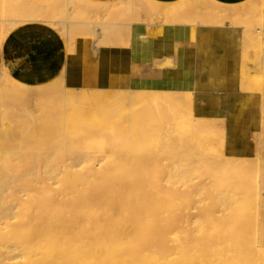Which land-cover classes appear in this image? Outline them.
Segmentation results:
<instances>
[{"label": "bare ground", "instance_id": "obj_1", "mask_svg": "<svg viewBox=\"0 0 264 264\" xmlns=\"http://www.w3.org/2000/svg\"><path fill=\"white\" fill-rule=\"evenodd\" d=\"M6 1L10 2L9 5L14 2L13 0ZM132 1L134 0H130L129 10H134ZM143 1L145 5L140 12L142 17L149 18V22L146 24H153L152 20L158 18L162 19V24L169 23L178 15H181L182 21L194 24L193 16L190 19L184 8L174 5L170 8L167 6L168 9L163 10L158 7L157 3ZM26 2L32 3L33 1L26 0ZM26 2L23 4L29 5ZM258 2L260 4V0ZM31 3L25 7L29 9ZM23 4L14 2L9 9L15 10L14 6L23 8L20 7ZM106 4L103 5L106 6ZM116 4L124 5L122 0H116ZM245 4L247 3L239 6ZM90 5L88 4L89 7H91ZM33 6L34 8L30 10L25 8L27 15L22 14L20 16L22 19H15L12 22L43 20L55 26L57 31L63 27L66 28V26L68 29V26L75 28L85 25L91 32L90 38L94 41V45L91 43L94 51L104 39L105 33H108L107 27L105 29L102 27V25L105 26V20L77 21L78 19L68 18L67 13L64 20L59 18L64 17L66 9L62 13L63 16L61 14L57 17L59 20L56 18L54 20L40 19L35 13L39 4L35 3ZM19 8L18 11L21 12L22 10ZM113 8L111 6V9ZM118 8L119 10L123 9L122 6ZM25 9L23 8L24 12H26ZM32 9H34V13L29 14L28 11H32ZM240 10L236 6L231 9L228 15L224 13L225 11L213 10L214 12L210 13L211 10H207L209 12L207 15L218 19L231 18L236 14L239 15ZM253 10L257 12L258 19L256 21L264 31V7L257 6ZM246 11L248 12V10ZM243 12L245 11L243 10ZM250 13L251 11H249V15L253 16ZM2 19H0V29L3 22L8 21ZM134 19L132 17L126 22L118 23H121V28H125L132 22L139 21V17L137 20ZM106 25L108 26L107 23ZM253 27L255 26L253 25ZM63 31L61 30V32ZM67 33L66 36L69 34ZM61 34L65 35V32ZM103 46L105 45L103 44ZM253 59L256 62L253 65L263 67L264 59L259 54L254 52ZM258 59H260V63L257 61ZM260 74L262 82L259 83V90H262L264 70L260 71ZM60 85L62 94L58 88L59 92L56 93L61 94V98H57L61 100L58 105L55 103L56 107L52 106L54 108H52V112L54 111L53 117L55 116L58 125L63 129L70 123L78 122L96 126L126 106L138 107L148 115L156 114L158 116V110H154V105H157V108H159L158 105H161V108L164 109L168 106L175 107L177 112L180 108L181 113L187 114L190 122H197L195 127L191 123V130L194 132L206 129L207 132L209 131V135L213 134L212 131L215 132L213 137H216L219 133L216 130L222 129V121L220 122L218 119H195L191 115V93H158L146 90L147 92L133 91L122 96L119 94L106 95L95 91L72 89L69 91ZM37 88H40V85ZM35 89L29 91L30 86L13 82L0 70V93L8 92L19 100H24L23 98L26 96L40 99L45 92ZM76 93L78 94L76 95ZM54 96L56 95L54 94ZM77 98L79 100H76ZM42 104L45 105V103ZM97 107L102 110L88 113L87 116L82 111L83 108ZM164 111L166 113V110ZM171 111L167 112L170 113L169 115L166 113L169 116L168 121L176 113L174 110ZM27 112L29 113V111ZM120 113L119 118L109 121L107 129L101 133L77 135L66 133L60 128L57 134L59 137L56 140L53 138V141H49L47 138L48 141H45L42 138L44 142L37 141L33 144H29L30 141H27L30 146L22 147V139H20L18 144L20 150L5 149L0 153V264H264V161L256 162L255 172L257 171V173L252 174L255 176L254 178L251 177V173L248 174L253 163L248 159L219 160L217 155L224 156L222 151L216 155L212 154L211 150L209 153L206 149V155H197V159L191 161L189 158L187 160L188 153L186 154L184 151L181 153L179 150L176 153H179L180 159L178 156L177 158L173 157L174 155L172 156L171 153H169L171 156L167 154L168 158L172 157V161L180 160L178 162L182 160L184 162L185 159L187 163L191 161V165L196 166L188 165L189 168H184L183 165L178 174H172L174 170L171 168V164L166 162V159L164 160L166 156L163 153H166L164 152L166 149L162 147V154L155 152L157 155L155 157L147 158L145 156L142 158V167L132 171L127 166L132 164V160L129 161V156L134 151V145L137 142L134 141L135 136L127 135L124 129L126 127L124 126L126 112ZM163 115L162 113L161 116ZM165 115L164 120L167 123L165 117L168 116ZM218 122L221 124H219V129ZM213 123L214 127H210L209 124ZM216 123L217 129L215 130ZM45 125L44 127L48 128V131L51 130ZM51 126L53 128L54 125ZM167 126L168 129H175L172 125ZM37 128L39 129V127ZM51 132L55 133V129L49 133ZM162 132L164 131L162 130ZM168 133H166L167 136L162 135L163 138H167ZM203 133L204 131H202ZM161 134L163 133H157L160 137ZM220 136L219 138L222 140V134ZM117 138L119 139L116 141ZM166 138L167 142L170 138ZM187 138L189 137L187 136ZM214 139L216 141V138ZM170 140L168 143L172 142L176 145V141L172 139L170 142ZM118 141L120 147H118L119 143H116ZM113 142L117 144L115 148L122 149L120 153L114 152ZM162 142L160 141V145L165 146L166 144ZM195 142L198 141L195 140ZM156 146L152 148L157 150ZM168 146L171 145L168 144ZM127 147L129 152L125 154ZM259 147L262 149V145ZM176 148L173 150L176 151ZM219 148L221 149L222 146ZM203 153L205 154V152ZM261 154L263 153L261 152ZM174 163L173 161L172 165ZM111 165L113 168H110ZM148 165L156 167L154 172L147 169ZM177 166L180 167V165ZM250 177L254 178L255 182H259L261 178L263 186L258 185L254 193L245 191L242 196H239V184L235 183L244 180L251 181ZM252 181L254 180L252 179ZM149 186H151L150 190L144 191Z\"/></svg>", "mask_w": 264, "mask_h": 264}, {"label": "crops", "instance_id": "obj_2", "mask_svg": "<svg viewBox=\"0 0 264 264\" xmlns=\"http://www.w3.org/2000/svg\"><path fill=\"white\" fill-rule=\"evenodd\" d=\"M30 1L40 5L48 0ZM148 1L161 5L164 10L167 6H179L182 0ZM246 1L194 0V24L179 21V16L175 17V21L161 25L135 21L128 27H118L116 31H112L101 41L103 43L100 42L96 51L93 50L94 41L90 38L91 32L87 26L73 28L66 39L47 21L8 24L9 21L6 23L8 29L0 36V70L12 81L27 87L58 82L66 89L122 96L133 91L187 92L191 93V99L206 102L208 110L205 117L218 119L220 122V118L225 117L232 106V99H224L223 104L216 109V97L223 93L216 88V81L220 76H229L231 92L243 98L238 102L240 109L245 112H240V118L244 123H251L250 116L255 112L258 102L252 95L254 80L242 75L243 68H254L253 64L245 63L242 55L247 51L244 44L249 27L243 25L247 15L236 14L222 19L207 15V10H211L210 13L213 10L225 11L228 15L232 8ZM5 4V0H0L2 20L7 19L5 16L10 11ZM111 6H117L116 0H80L72 18L79 17L80 21L86 22L83 19L86 14L83 13L97 11L111 15L107 22H120L114 18L116 10L115 7L111 9ZM250 55L252 56V52ZM125 109L128 110L129 106L122 110ZM101 110L100 107L82 109L85 116ZM122 110L96 126L81 122L76 124L85 130L97 131ZM145 156L150 157L145 151H133L129 156L132 164L127 168L132 171L141 168L142 158ZM151 167L152 165H148L147 169Z\"/></svg>", "mask_w": 264, "mask_h": 264}, {"label": "rangeland", "instance_id": "obj_3", "mask_svg": "<svg viewBox=\"0 0 264 264\" xmlns=\"http://www.w3.org/2000/svg\"><path fill=\"white\" fill-rule=\"evenodd\" d=\"M9 1H11V0H9ZM13 1L14 2H17L18 4H23V2H26V0L25 1L24 0H21L22 3H21L20 0H18V1L17 0H13ZM79 1L80 0H69V1L68 0H50V1L48 0L47 2L41 3L38 6V10H36L35 13L37 14V16H39L40 19H43V18L44 19H49L50 18V19H53V20H54V18H56V20H59V18H61V19L64 18L65 19L67 17V14L69 16L68 18H72V13L77 8V3ZM258 1L259 0H247L246 1L247 4H245L244 6H238V9H241L240 10V14L238 16H245L248 13L247 14L248 17L245 18L246 21L243 22L244 23L243 25H246L247 27H249V28H247L248 29V31H247V33H248L247 35L248 36H247L246 42L244 44V47L247 48V51H245V53H243L242 55H243V58H244L245 63L248 62L249 64H255L256 63V62H254L255 59H253V53L254 52L257 53V54H259V56H261V58L264 59V50H263L264 49V39H263L264 31L261 30V28H262L261 25H259V23H257L258 21H256V19H258L257 18V12H255L253 10V9H256L257 6L258 7L259 6L260 7L261 6L264 7V0H262V1L260 0V4H259ZM66 2H67V4H66ZM122 2H123L124 5L118 4L115 7L116 14L114 15V18L117 21H120L121 23H123V22L128 21L129 19H132V17H133V19L136 17L134 20H137L138 17H139L138 20L140 22H145V23H148L149 22V18H146L145 17L146 18L145 19L144 17L141 16L142 13L140 12V10L145 5V2L143 0H134V1H132L134 3V10H129L130 0H122ZM5 3H6L5 5L8 8L13 4V3H11V5H9L10 2H8L6 0H5ZM27 3L28 2H26V4ZM30 3L31 2H29L28 4L30 5ZM35 3L36 2H32L31 3L32 5L30 6L29 9L25 7V6H29V5H25V4H23V6H20V7H23L24 9L26 8L27 10H30L31 8H34L33 4H35ZM193 4H194V0H182L178 4L179 5L178 7L184 8L185 13L191 19L192 16H193V11H194ZM47 5H49V6H47ZM121 6L124 9V11H123V9H120L119 10L118 7L121 8ZM14 7L16 9L14 10L13 7H11L13 9V11H11L9 9L10 11L5 16V18L11 19V20H8V21H10V23H8V24H13L12 20H15V19L16 20H20V18H21L20 16H22V14L27 15V14H25V13H27L26 9H25L26 12H24L23 8H19L18 7L19 10H22L20 12V11H18L17 6H14ZM158 7L161 8V5H158ZM252 7H254V8H252ZM16 10H17V12H16ZM44 10H46L45 11L46 12L45 13V17L43 16V11ZM64 10H65V13H64ZM243 10L245 12H243ZM246 10H248V12ZM129 11H131V12H129ZM249 11H251V13L253 14V16H250L249 15ZM96 12L97 11H95L94 13H89L87 11L86 13H83V15L86 14V17H83V19L86 20V21H96V20L97 21H101V20H105V26L102 25V27L104 29L107 27V30H106V31H108L107 34H110L112 31H116L117 28L120 26L121 23H118V22H116V23L115 22H107L106 21L107 18L109 16H111V15L106 14V12H104V13H98V12L96 13ZM28 13L29 14L30 13H34V9H32V11H28ZM62 13H64L66 16L64 14H62ZM61 14H62V16L64 15V17L57 18ZM243 14H245V15H243ZM24 15H23V18L25 17ZM137 15H139V16L137 17ZM178 16H179V21H182V18L180 17L181 15H178ZM178 16H176V17H178ZM7 19H5V20H7ZM76 19H78L77 21H79L80 18L79 17H76ZM175 20L176 19L174 17L172 19V22L175 21ZM189 21L191 22V20H189ZM7 22H3L2 26H1V29H0V33H1L0 36L1 37L4 35V33L6 32V30L8 29V27H6V23ZM152 22L157 23V24H162V19L161 18H158V19L152 20ZM193 22H194V20H193ZM106 23L108 24V26L106 25ZM253 25L255 27H253ZM116 26H118V27L116 28ZM113 27H115V28H113ZM121 27L122 26H120V28ZM63 29H65V30L63 31ZM68 29H69V31H67V32L69 34L66 32V30H68ZM68 29H67V26H66V28H64V27L61 28V30L63 32H65V35L64 34H62V35L66 39H68L71 31L73 30V28L72 27L70 28V26H68ZM258 29H260L261 31L258 30ZM61 30L59 32H61ZM255 31H256V33H255ZM257 31H259L260 34H259V32L257 33ZM63 32H61V33H63ZM66 33L68 34V36H66ZM107 34L105 33L106 37L108 36ZM105 35H104V39H105ZM256 35H258V36H256ZM70 38H71V36H70ZM261 42H262V44H261ZM261 45H263V46H261ZM251 52H252V56L250 55ZM260 54H262V55H260ZM257 61L259 62L260 59H258ZM253 66H254V68L253 67L252 68H249V69L243 68V71H242V75L244 74L245 76H248V79L254 80V82H255V88H254V90H252V92L254 94H252V95H254V97H255V99H257V102L258 103L255 105V112L252 113V115L250 116V119H252V121H250L251 123H248V122H245L244 123V122H242L243 120L240 118V112L243 111V110L240 109V107L238 105V102L241 101V100H243V98L241 96H236V95H234L231 92V88H230L231 87V85H230L231 84L230 83V78L231 77H229V76H224V77L223 76H220L219 78H217L216 88L219 91L223 92V93L221 95L219 94L216 97V100H215V103L217 105L216 106L217 107L216 109H219V106L223 104L224 99H227V98H231L232 99V106L230 107L229 111L226 113V116L220 118L221 121H222V123H221L222 124V126H221L222 129H220V130H222V131L216 130L217 129V126H216L217 123L215 124V130L216 131H219V133L217 134L218 135L219 142L217 140V135H216V137L215 136L213 137V134L215 135V132H213V131L211 132L213 134H210V135L208 134L209 131L207 132L206 129H203L201 131H199L200 130L199 129V130H197V132L196 131L195 132L192 131L191 130L192 125L194 124L193 126L195 127L197 122L196 121H192V120H191L192 122H190V119H188L187 114L184 113V112L181 113L182 110L180 108L178 109V112H179L178 113L177 112V109H175V107L168 106V108L171 107V109H168L167 107L164 109V108H161V105L160 106L158 105L159 108H157V105H154L155 106L154 107V110H158V114H157L158 116L159 115L161 116L162 113L165 115L169 110L170 111L172 110L171 112H173V110H174V112L178 113L177 116H175L176 113H174L173 114V118L174 119L172 117H170L171 119L169 121H168V118H169L168 115L170 113H167L168 115L167 114L165 115V116H168V117H165V119L167 120V123H165L166 121L164 120V115L161 116V118H162L161 119V118H159L160 116L158 117V116H156V114L155 115H148V113H146L145 111H143L141 108H138V107H136V108H134V107L132 108L131 107L130 108L129 107L128 110L125 109L124 111H122V114L124 112H126V114H125V123H124V126H126V127H124V129H125L127 135H134L135 136V138H134L135 140L134 141L137 142V144L134 145V151L135 152H137V151H145L150 157H153V156L155 157V156H157L156 153L162 154V151H163L162 150V147H164L163 149H166V150H164V152H166V153H163V155L166 156L164 158V160L166 159V162H168V163L171 164V166H172L171 168L174 170V172H172V174L173 173L174 174H178L179 173L178 172L179 169H182L183 165H184V168L185 167L186 168L187 167L189 168L188 165L193 166V167L196 166V165H191L190 162L192 160L193 161L196 160L197 159L196 158L197 155H206L207 154L206 153L207 150L209 151V153H211V151H212V154H216V155L218 153H220V151H222V153H223L224 156H220L218 154L217 155L218 156L217 159H219V160H225V159L226 160H231V159H234V160L248 159V160H250V161L253 162L252 163V166L250 167V169L248 171V174L249 173H251V175L252 174H256L257 173V171L255 172V170H256V165H255L256 162L258 160H261L260 162H263L264 161V150H263V148H264L263 147L264 146V140H263L264 139V137H263L264 136V115H263V113H264V111H263L264 110V97H263L264 96V89L263 88L264 87L261 88L262 90H259L260 89L259 83L262 82L261 81L262 78L260 77V75H261L260 74V71L264 70V60H263V63H262V66H263L262 68L263 69L260 68L259 66H256V65H253ZM13 82H15V81H13ZM17 84H19V83H17ZM56 84H58V82L51 83V84H48V85H43V86H40V88L30 87V90L29 91H34V89L36 88L35 90H37V89L40 90L41 89V90H43L45 92V94L43 96H41L40 99L39 98H35V97L32 98V97H29V96H28L29 97L28 98L26 96V98L25 97L23 98L24 100H22V99L19 100L14 95H12V94H10L8 92L2 91L0 93V153L3 152V150H5V149L11 150V149H14L15 148L17 150H20L18 148L19 147L18 144H19V140L20 139H22V147H28V146H30V145H28V142L27 141H30L29 144H33L35 142L37 143V141L38 142H44L42 138H44L45 141H48V140L49 141H53L54 139L56 140V138L59 137L57 134H58L60 128H62L61 130H63L66 133L77 134V135H83V133H86V135H89V134L94 135V133H96V132L101 133V132L104 131V129L105 130L107 129L109 121H114V119L115 118L117 119V117L119 116L118 115V116L112 118L113 120L110 119L107 123H104L102 125V127L99 130H97V131L85 130L82 126H80V125H78L76 123L75 124H69V125L66 126V128L63 129V127H61L60 125H58V123H57V121L55 119V116L53 117V114L55 115L54 111L52 112V110L54 109L52 106L55 105V107H56L58 105V103H59V101L61 99H57V98H61V94H62V91L60 90V87H59V85L61 83H59L58 86H56ZM52 85H54V86H52ZM55 86H56V88H55ZM57 88L60 90V93L61 94L56 93V92H59V91H57ZM54 89H56V90H54ZM69 91H71V90L69 89ZM66 92H68V91H66ZM50 93H52V94H50ZM54 94L56 96H54ZM77 94L78 93H76V95ZM261 98H263V99L261 100ZM76 100H79V99L77 98ZM42 103H45V105H43ZM23 105H24V107H23ZM205 105H206V102L205 101H203V100L195 101L192 98L191 99V115L195 119H199V118H201V119H204V118L205 119H211L209 117H205L204 116V114L208 110L207 107H205ZM44 106H46V107H44ZM26 110L29 111V113ZM31 110H33L34 113L31 112ZM159 110L161 111L160 113H159ZM164 110H166V113H164L165 112ZM2 112H3V114H2ZM39 114H40V117H39ZM171 116H172V114H171ZM175 117H176V119H175ZM161 120H164V121H161ZM260 121L263 124H261ZM48 123H51V124L49 125ZM191 123H192V125H191ZM30 124H31V126H30ZM44 124H46L45 126L49 127V129H51L52 131H54V129H55V133L54 132L49 133L51 130L48 131V128L46 129L44 127ZM52 124L55 126V128H54V126L52 128V126H51ZM175 124L176 125L178 124V125L176 126ZM219 124L220 123L218 122V129L220 128V125H221V124L220 125ZM167 125H169V126L172 125V127H175V129L170 128L171 131H169L170 129H168V126ZM165 126H166V128H165ZM209 126L210 127H214V123L212 125L209 124ZM37 127H39V129ZM56 127H58L57 130H56ZM161 128H163V129H161ZM162 130L164 132H162ZM159 131H161V132H159ZM168 131H169V133H168ZM202 131H204L203 134H202ZM178 132H179V134L177 135ZM80 133H82V134H80ZM157 133H163V134H161V137L162 138L160 136H158ZM166 133H168V135H169L168 137L171 140L173 139V141H176L175 142L176 145L174 143H172L170 139L169 140H170V142L172 144L171 143H168L169 140L166 142V140H165L166 137L163 138V136H162V135H166ZM221 134H222V140H220V138H219V137H221L220 136ZM45 135H46V137H45ZM52 135L53 136L55 135L56 137H53ZM37 136H38V138H37ZM176 136H178V137H176ZM187 136L189 138H187ZM19 137H21V138H19ZM151 137H152V139H151ZM211 137H213V138H211ZM16 138L18 139V141H17ZM47 138H48V140H47ZM214 138H216V141H215ZM255 138L258 141L257 140L255 141ZM118 139L119 138H117L116 141ZM151 140H154L153 141L154 143L153 142L151 143L150 142ZM195 140L198 141V142H195ZM156 141H157V143H156ZM160 141H163L162 143H164L166 145L165 146L164 145L161 146L160 145ZM199 142H200V144H199ZM116 143H119V141L116 142ZM116 143L113 144V150H114L115 153H120L121 150H122V149L118 148V147H120L119 146L120 143L118 144V147L115 148L117 146ZM121 144H122V142H121ZM168 144H170L171 146H168ZM216 144L219 147L222 146V148L220 149ZM149 145H152V146H149ZM155 145H157L156 147L159 149L160 152L158 151V149L157 150L156 149L154 150V148H152ZM260 145H262V149H261V147H259ZM179 147H180V149H179ZM175 148H176V151H174ZM116 149H118L117 152H116ZM171 150H173L174 154H173V152H171ZM179 150H180L181 153H184V152H186V154L188 153V155L190 157L187 156V160L190 159L191 161H189V163H187V160H185V159H184V162H183V160L181 162H178L180 160H176V161L173 160L176 164L174 163V165H172L173 164V161L171 160L172 157L168 158V156H171V155L173 156L174 155L173 157L176 156L175 158H177V156H178V159H180L179 158V153H176L177 151L179 152ZM258 150H260V151H258ZM182 151H184V152H182ZM127 152H128V147H127L126 153ZM203 152H205V154ZM261 152L263 154H261ZM169 153H171V155ZM153 154H155V155H153ZM167 154H168V156H167ZM186 154H184V155H186ZM191 157H192V159H191ZM70 161H71V159H70ZM71 162H73V160ZM168 163H165L164 162V164H167V165H168ZM170 164H169V166H170ZM112 165H114V164H112ZM177 165H180V167L177 166ZM111 166H110V168H113V166L112 167ZM175 167H176V169H175ZM155 168L153 166L151 167L152 172H154ZM163 170H165V169L163 168ZM173 170H170V171H173ZM251 177H254L255 178V176H253V175ZM251 177H250V179H251ZM254 178H252L254 181H252V179H251V181L244 180V181H240V182H236V183L233 182V183H235L237 185L239 184L238 185V187L240 188V190L238 189L239 192H240V193H238L239 196H242L243 195V192H245V191H248L250 193H254L256 191V187L258 185L259 186L260 185L263 186V181L261 182V178H260L259 182L258 181L255 182V179ZM260 183H262V184H260ZM150 188H151V186L145 188L144 191L150 190Z\"/></svg>", "mask_w": 264, "mask_h": 264}]
</instances>
